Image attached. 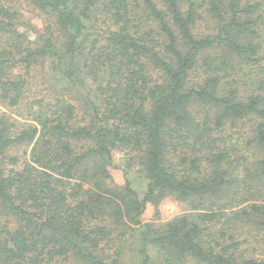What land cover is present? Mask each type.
I'll return each mask as SVG.
<instances>
[{
  "label": "trees",
  "instance_id": "1",
  "mask_svg": "<svg viewBox=\"0 0 264 264\" xmlns=\"http://www.w3.org/2000/svg\"><path fill=\"white\" fill-rule=\"evenodd\" d=\"M17 1L0 0V264H120L135 242L141 264H264V0H22L51 20L32 37ZM114 152L141 198L109 183ZM168 197L186 212L143 223Z\"/></svg>",
  "mask_w": 264,
  "mask_h": 264
},
{
  "label": "rangeland",
  "instance_id": "2",
  "mask_svg": "<svg viewBox=\"0 0 264 264\" xmlns=\"http://www.w3.org/2000/svg\"><path fill=\"white\" fill-rule=\"evenodd\" d=\"M16 5L21 9L23 22L27 24V27H22L21 31L24 32L28 30L29 36H34L31 28L36 29L37 31H43L45 26L51 21L48 17L42 13L34 10L29 4L18 0ZM34 84L32 85L33 89L37 90L41 88L45 81L40 82L37 77L34 79ZM110 180L111 185L122 186L125 183V180L129 182L131 189L141 198L146 193V180L144 175L137 170H124V155L119 152H114L112 154V161L110 167ZM186 212V205L176 201L173 197H168L154 206L153 204H147L142 215V222H156V223H165L179 215H182ZM142 246L139 242H135L131 249H126L124 251V256L120 260V264H141L143 260V255L140 253ZM148 254L151 256L154 255L155 250L152 247H147L145 249Z\"/></svg>",
  "mask_w": 264,
  "mask_h": 264
}]
</instances>
